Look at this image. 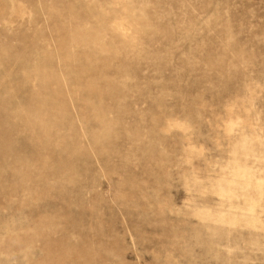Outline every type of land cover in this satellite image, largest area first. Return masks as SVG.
<instances>
[{
  "label": "rangeland",
  "instance_id": "rangeland-1",
  "mask_svg": "<svg viewBox=\"0 0 264 264\" xmlns=\"http://www.w3.org/2000/svg\"><path fill=\"white\" fill-rule=\"evenodd\" d=\"M0 264H264V0H0Z\"/></svg>",
  "mask_w": 264,
  "mask_h": 264
}]
</instances>
